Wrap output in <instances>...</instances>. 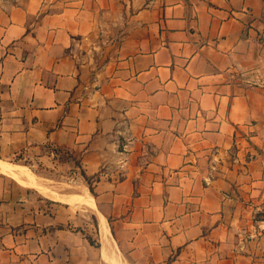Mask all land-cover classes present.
<instances>
[{
    "label": "crops",
    "instance_id": "0c3cea01",
    "mask_svg": "<svg viewBox=\"0 0 264 264\" xmlns=\"http://www.w3.org/2000/svg\"><path fill=\"white\" fill-rule=\"evenodd\" d=\"M263 25L264 0H0V162L69 153L93 200L0 169V264H264Z\"/></svg>",
    "mask_w": 264,
    "mask_h": 264
},
{
    "label": "rangeland",
    "instance_id": "374dc122",
    "mask_svg": "<svg viewBox=\"0 0 264 264\" xmlns=\"http://www.w3.org/2000/svg\"><path fill=\"white\" fill-rule=\"evenodd\" d=\"M15 161L13 163L17 167L25 169L27 174L36 177L53 192L69 196L88 195L86 183L79 176L77 165L69 153H62L57 162L51 164L48 161L40 167H29L27 163Z\"/></svg>",
    "mask_w": 264,
    "mask_h": 264
},
{
    "label": "bare ground",
    "instance_id": "6f19581e",
    "mask_svg": "<svg viewBox=\"0 0 264 264\" xmlns=\"http://www.w3.org/2000/svg\"><path fill=\"white\" fill-rule=\"evenodd\" d=\"M0 169L11 173L19 181L37 190H40L41 192L45 193L48 196H51L52 198L64 200L71 204L84 205V206L93 205L92 198L87 195L86 196H67V197H64V196L62 197V195H59V194L56 195L54 192H51L49 188L45 187L36 177L27 174L25 169L19 168L16 165H8V164H4L0 162ZM58 195L61 197H59Z\"/></svg>",
    "mask_w": 264,
    "mask_h": 264
},
{
    "label": "built area",
    "instance_id": "2783aa9c",
    "mask_svg": "<svg viewBox=\"0 0 264 264\" xmlns=\"http://www.w3.org/2000/svg\"><path fill=\"white\" fill-rule=\"evenodd\" d=\"M259 43L262 46V48L264 49V25H263L262 30L260 31V34H259Z\"/></svg>",
    "mask_w": 264,
    "mask_h": 264
}]
</instances>
